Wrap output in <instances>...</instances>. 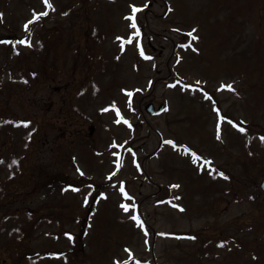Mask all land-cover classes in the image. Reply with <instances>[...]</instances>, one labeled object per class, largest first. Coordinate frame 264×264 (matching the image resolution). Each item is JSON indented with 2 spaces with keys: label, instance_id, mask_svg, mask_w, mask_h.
<instances>
[{
  "label": "rangeland",
  "instance_id": "obj_1",
  "mask_svg": "<svg viewBox=\"0 0 264 264\" xmlns=\"http://www.w3.org/2000/svg\"><path fill=\"white\" fill-rule=\"evenodd\" d=\"M50 2L54 10L43 0H0V41H8L0 43V259L264 264V0H132L147 5L133 43L129 0ZM32 10L48 14L25 30ZM193 27L198 40L187 36ZM29 36L30 47L18 43ZM196 80L245 132L225 120L216 139L212 101L181 90ZM148 101L166 108L148 115ZM117 109L131 127L115 122ZM185 148L212 167L198 171L203 162ZM122 202L136 207L124 212Z\"/></svg>",
  "mask_w": 264,
  "mask_h": 264
},
{
  "label": "snow or ice",
  "instance_id": "obj_2",
  "mask_svg": "<svg viewBox=\"0 0 264 264\" xmlns=\"http://www.w3.org/2000/svg\"><path fill=\"white\" fill-rule=\"evenodd\" d=\"M43 3L47 6V9H53L54 10L53 4L50 2V0H43ZM146 6L147 5H140V6H138L136 3H133L132 0H129V9H130V11L127 12L123 16V19L130 21L128 27L130 29H133L134 32H132L128 36V38H127L128 43H133V37H139L140 34H141L140 26L137 23V15L136 14L141 10L142 7H146ZM171 10L172 9L169 7L168 11H171ZM47 14H48L47 10H45L43 12H37L35 10H32L31 18L23 25L24 29L25 30H28L29 25L33 21H35L39 17L45 16ZM2 17H3V13H0V19H2ZM175 31L180 32L182 30L179 29V28H176ZM195 33H196V28L195 27L187 30V36L188 37H191L192 40H198L199 37L196 36ZM124 39L125 38L123 36H117L116 37V40H118V41H124ZM0 43H8V41H0ZM18 43L19 44H25V45H27V46L30 47L31 46L30 36L28 38H24V39L19 40ZM135 46L139 49V55L140 56L145 57V58H149V57H146L143 48L138 43ZM189 46H190V42L181 45V47H185V48H187ZM121 50L123 51V45H121ZM194 50L195 51H199V49H195V48H194ZM118 58L119 57H117V59ZM201 83L202 82L200 80H196L194 83H184L182 85L181 90L182 91H184V90H191L192 92L199 91V92L203 93V95H204V97L206 99L212 101V109L217 114V117H218L217 122H216V125H215V128H216V139H218V140L221 139V124H220V122L221 121H225V120L229 124H231L234 127L238 128L240 132H245L246 129L244 127H241L240 124L236 123L235 121L231 120L229 117H227L225 115H221V110L218 107H216L215 101L212 99L211 95L209 93H207L204 90L203 87H201ZM170 86H174V85H170ZM219 88L220 89L227 88V89H229V90H231L233 92L236 91V89L233 87V84L232 83H228V84L221 83L220 86H219ZM122 91L126 92L127 95L129 97H131L132 92L130 90L122 89ZM113 106H114V102H113ZM129 107H131V104L130 103H129ZM106 110H107L106 108L100 109V111H102V112L103 111H106ZM116 115L118 117V119L115 121L116 123H120V121L123 120V122L125 124H128V126L131 127V124H129V122L120 114V112H119L118 109H117ZM13 123L27 125L30 122H28V121H14ZM259 139L262 142H264V135H260ZM167 143L170 144V145H172L173 147H176L177 146L176 143H175V141H173L171 139H169L167 141ZM112 144L114 146L123 147V145H117L115 139L113 140ZM129 151H131V149H129ZM185 153L186 154H190L193 163H197V161H202L203 162V166H201L200 164H197V170L198 171H203L205 166L208 167V168H211L212 167V158L211 157L201 156L197 152L193 151L191 148H185ZM114 155L117 156V157H119L120 156V153L119 152H114ZM132 155H133V157H135V153L134 152L132 153ZM0 162H3L2 161V158H0ZM12 163L13 164H16L17 161L14 159L12 161ZM114 163L117 165V170H118L119 166L122 164V161L121 160H116V161H114ZM137 166H139V165H137ZM76 171L78 173H80V175H84V172L79 167L76 168ZM114 175H115V171H109L107 173L106 178L110 180ZM218 175L221 176V177H224L225 179L228 178L223 171H219L218 172ZM119 184H120L119 191L123 194V196L124 197H127L129 200L134 199V198H132L129 195L128 192L125 191V189L123 187L124 182L123 181H120ZM68 187H72V185H69ZM89 187H91V186H89ZM173 187L179 188L180 186H179V184H176V185H173ZM74 190H77L78 191V189H74ZM88 195H89L88 193H85L84 194L83 203L85 205L88 204ZM100 196L107 198L106 197V193H104V192H101L100 193ZM175 199L178 200V199H180V197L177 196V197H175ZM174 206L176 208L180 209L181 211L184 210L183 207H182V205H180V204H175ZM120 207H121V209L124 212H128L130 207L134 209L136 207V205L134 203L129 204V203L122 202L120 204ZM130 218H131V220H133L136 223V225H138L140 228H142L144 230L145 235H147V229L144 227V222L141 220L140 216L138 214H132L130 216ZM65 235L69 236V238L71 239V233H66ZM161 235H168V234L167 233H161ZM190 238L191 239H195L196 237L195 236H192ZM221 243H223V242H221ZM125 251L126 252H131V249L125 247ZM52 255H56V254L55 253H52ZM253 258L255 259V256H253ZM115 264H122V262L120 260H116L115 261ZM137 264H139V262H137Z\"/></svg>",
  "mask_w": 264,
  "mask_h": 264
},
{
  "label": "water",
  "instance_id": "obj_3",
  "mask_svg": "<svg viewBox=\"0 0 264 264\" xmlns=\"http://www.w3.org/2000/svg\"><path fill=\"white\" fill-rule=\"evenodd\" d=\"M162 107H163V106L160 105L157 111L161 110ZM146 110H147L149 113L156 112V111H154V110L152 109V104H151V103L148 104V105L146 106ZM260 188H261L262 190H264V178H263L262 181L260 182Z\"/></svg>",
  "mask_w": 264,
  "mask_h": 264
},
{
  "label": "trees",
  "instance_id": "obj_4",
  "mask_svg": "<svg viewBox=\"0 0 264 264\" xmlns=\"http://www.w3.org/2000/svg\"><path fill=\"white\" fill-rule=\"evenodd\" d=\"M252 2L255 3V0H252ZM13 36H14L15 38L17 37V36H15L14 34H13ZM15 42H16V41H13V44H14ZM9 164H10V163H9ZM11 166H12V165H11ZM11 166H10V167H11ZM16 167H18V165H16ZM16 167H15V170H18Z\"/></svg>",
  "mask_w": 264,
  "mask_h": 264
}]
</instances>
